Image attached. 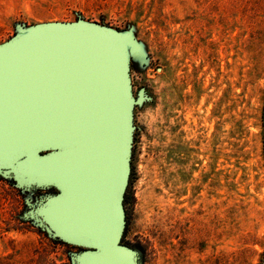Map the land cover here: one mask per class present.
<instances>
[{"label": "rangeland", "instance_id": "rangeland-1", "mask_svg": "<svg viewBox=\"0 0 264 264\" xmlns=\"http://www.w3.org/2000/svg\"><path fill=\"white\" fill-rule=\"evenodd\" d=\"M85 20L134 29L132 171L123 242L141 264H262L264 0H0L16 24ZM0 177V264H72L81 249L26 221L28 194Z\"/></svg>", "mask_w": 264, "mask_h": 264}, {"label": "water", "instance_id": "water-1", "mask_svg": "<svg viewBox=\"0 0 264 264\" xmlns=\"http://www.w3.org/2000/svg\"><path fill=\"white\" fill-rule=\"evenodd\" d=\"M0 43V177L25 192L23 218L80 248L72 264H141L123 242L137 95L132 62L148 61L134 29L75 21L16 24ZM262 264H264V256Z\"/></svg>", "mask_w": 264, "mask_h": 264}, {"label": "flooded vegetation", "instance_id": "flooded-vegetation-1", "mask_svg": "<svg viewBox=\"0 0 264 264\" xmlns=\"http://www.w3.org/2000/svg\"><path fill=\"white\" fill-rule=\"evenodd\" d=\"M13 182V181H12ZM55 192V189L51 188V189H47V190H44V189H39V190H36L34 192H24L26 194H28V196H30V198L35 201V200H40L42 197H44L45 195L49 194V193H54ZM26 203V211L28 209V206H27V202L25 201ZM26 220V219H24ZM27 221V220H26ZM29 221V220H28ZM47 235V234H46ZM48 236V235H47ZM48 238H50L48 236ZM51 239V238H50ZM53 240V239H52ZM54 241H57V240H54ZM57 242H60V241H57Z\"/></svg>", "mask_w": 264, "mask_h": 264}, {"label": "trees", "instance_id": "trees-1", "mask_svg": "<svg viewBox=\"0 0 264 264\" xmlns=\"http://www.w3.org/2000/svg\"><path fill=\"white\" fill-rule=\"evenodd\" d=\"M134 153V152H133ZM127 196H126V194H125V200H124V204L126 205V203H127ZM42 231V230H41ZM42 232H44V231H42ZM45 233V232H44ZM46 234V233H45ZM61 243H63V242H61ZM65 244V243H64Z\"/></svg>", "mask_w": 264, "mask_h": 264}]
</instances>
